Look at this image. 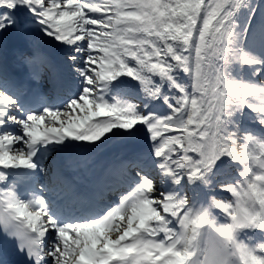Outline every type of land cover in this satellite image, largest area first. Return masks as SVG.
Returning a JSON list of instances; mask_svg holds the SVG:
<instances>
[{"label": "snow or ice", "instance_id": "snow-or-ice-1", "mask_svg": "<svg viewBox=\"0 0 264 264\" xmlns=\"http://www.w3.org/2000/svg\"><path fill=\"white\" fill-rule=\"evenodd\" d=\"M9 35L62 80L55 97L0 82V249L22 264H187L176 240L191 212H264V0H0ZM53 157L83 179L58 172L63 195L46 198ZM214 186L231 200L197 206ZM244 246L264 264V243Z\"/></svg>", "mask_w": 264, "mask_h": 264}, {"label": "clouds", "instance_id": "clouds-1", "mask_svg": "<svg viewBox=\"0 0 264 264\" xmlns=\"http://www.w3.org/2000/svg\"><path fill=\"white\" fill-rule=\"evenodd\" d=\"M216 204L210 198L208 206L215 208ZM255 217L253 223L251 217L233 214L224 223L212 212L198 208L182 222L176 243L187 253V264H252L253 255L238 240V234L246 227H264V212Z\"/></svg>", "mask_w": 264, "mask_h": 264}, {"label": "bare ground", "instance_id": "bare-ground-1", "mask_svg": "<svg viewBox=\"0 0 264 264\" xmlns=\"http://www.w3.org/2000/svg\"><path fill=\"white\" fill-rule=\"evenodd\" d=\"M14 40H16V39H14ZM22 40H24V43L21 45L20 43H17V45H21V46H27V40H26V37H22ZM0 44H1V46L3 47L4 46V44L5 45H8L7 44V39L6 40H0ZM51 67H52V69L54 70V72H55V75H62V70L60 69V67L58 66V65H56L55 63H53L52 65H51ZM142 107V106H141ZM138 127H142V126H138ZM254 127L257 129V130H253V127H250V129H252L256 134H258V135H260L261 134V129H260V127L258 126V125H254ZM168 134H174V133H168ZM150 144H151V141L149 140V141H147V142H145L144 140H143V138H141V140H140V142L138 143V150H140V151H143V152H145V153H147L148 151H150L151 150V147H150ZM117 148V150L118 151H120V149L121 148H119V147H116ZM152 159H155V157L153 156V157H151ZM57 162H58V159H57ZM64 164H63V166H64V170L70 175V177H72V176H78L80 173L79 172H77V171H74L71 167H69V164H68V160L67 159H63V161H62ZM236 168H238V166H235L234 168H233V170H232V175L234 176V172L236 171ZM237 172V171H236ZM83 179V177H80V179H79V183L81 182V180ZM158 177H157V180H154V182L155 183H157V181H158ZM54 180H57V179H54ZM65 180L66 181H68V179H66L65 178ZM77 180V178L75 179V181ZM64 186L62 185V188H63ZM221 190L220 188H219V186H214L212 189H206V196L208 197V199L210 200V197L213 195V193H215V190ZM221 196H222V194H220ZM209 200H208V203H209ZM212 212V214L217 218V220L219 221V222H224L223 221V214H215L213 211H211ZM253 235H255V237L256 236H259L260 237V239L258 240V241H253V238H254V236ZM250 238V239H249ZM238 240L239 241H243L244 243H246V244H248V245H250V246H252V245H255V244H257V243H264V232H261V231H259V230H244V231H241L239 234H238Z\"/></svg>", "mask_w": 264, "mask_h": 264}, {"label": "rangeland", "instance_id": "rangeland-1", "mask_svg": "<svg viewBox=\"0 0 264 264\" xmlns=\"http://www.w3.org/2000/svg\"><path fill=\"white\" fill-rule=\"evenodd\" d=\"M20 37H17V36H15L14 38H13V35H9L7 38H8V42H11V40L13 39H16V40H18L19 38H22L23 36H21V35H19ZM27 49V48H26ZM127 79V78H126ZM133 84H135L136 82H132ZM159 103V102H158ZM245 125L247 126V127H250V126H254L255 124L254 123H252V122H250V121H245ZM236 175H238V173L236 172L235 173ZM157 186H159V182L157 183Z\"/></svg>", "mask_w": 264, "mask_h": 264}]
</instances>
